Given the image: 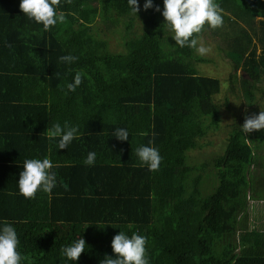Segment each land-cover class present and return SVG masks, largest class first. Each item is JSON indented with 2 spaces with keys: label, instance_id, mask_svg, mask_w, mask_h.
<instances>
[{
  "label": "trees",
  "instance_id": "1",
  "mask_svg": "<svg viewBox=\"0 0 264 264\" xmlns=\"http://www.w3.org/2000/svg\"><path fill=\"white\" fill-rule=\"evenodd\" d=\"M19 2L0 0V220L15 227L21 254L33 264H72L61 246L83 238L76 264H101L115 258L111 240L122 230L147 238L149 264H264V230L246 224L253 150L241 126L211 162L188 161L206 128L222 121L215 96L223 82L197 69L207 60L175 41L163 46L169 33L154 8L140 6L136 15L126 0H62L65 21L44 31ZM215 2L223 24L213 33L227 40L234 65L228 89L235 92L240 69L252 99L264 78V0ZM155 5L162 9V0ZM113 29L125 51L109 49ZM69 54L78 58L73 64L58 60ZM76 71L82 83L67 92ZM64 121L78 127L79 139L56 150L45 130ZM120 127L128 141L112 136ZM149 141L161 156L152 172L135 155ZM89 151L92 166L83 163ZM44 157L57 185L25 199L16 184L23 161ZM258 178L255 201L264 200V175Z\"/></svg>",
  "mask_w": 264,
  "mask_h": 264
},
{
  "label": "clouds",
  "instance_id": "2",
  "mask_svg": "<svg viewBox=\"0 0 264 264\" xmlns=\"http://www.w3.org/2000/svg\"><path fill=\"white\" fill-rule=\"evenodd\" d=\"M126 3L130 13L137 15L140 10L138 0H126ZM61 4L62 0H20L19 9L28 20L48 31L50 27L65 21L64 14L59 10ZM153 8L161 13L163 17L161 27L164 32L166 30L169 33L168 37L171 36L175 41L174 45L191 49L198 57H206L209 54L210 48L203 43L200 34L206 29H218L223 24L222 9L215 0H163L162 9L160 5L154 6V0H144V10ZM77 59L71 54L58 57L61 63L69 65ZM82 78L83 74L76 71L72 81L66 84L67 92H74L81 85ZM240 126L243 134L264 129V110L256 115L246 116ZM45 131L46 138L55 143L56 150L68 148L74 139H79L78 127L68 121H64L63 124L53 123ZM112 136L121 141L129 140V132L123 127L114 129ZM135 155L141 167H146L150 172L159 169L161 156L158 149L152 146V141L137 147ZM95 162L96 152L89 151L83 163L92 166ZM22 166L23 170L16 181L19 195L25 199H32L38 191L51 194L57 185V176L53 171L55 165L48 157L25 159ZM259 181L258 177L252 178L250 190H256ZM146 244L145 236L136 232L128 235L120 230L111 240L115 258L106 256L101 264H149ZM85 245L86 241L78 238L61 246L62 258L66 262L76 264L81 253L86 251ZM0 264H33L30 257L22 255L19 251L17 231L7 220H0Z\"/></svg>",
  "mask_w": 264,
  "mask_h": 264
},
{
  "label": "rangeland",
  "instance_id": "3",
  "mask_svg": "<svg viewBox=\"0 0 264 264\" xmlns=\"http://www.w3.org/2000/svg\"><path fill=\"white\" fill-rule=\"evenodd\" d=\"M138 2L140 6H143L144 0H138ZM135 21L133 29L138 32L141 23L139 19ZM101 36H105V33H102ZM167 37L166 42L162 44L165 47H169L168 44L174 41L171 36H169L168 39ZM106 38L109 42L108 46L111 51H125L119 31H115L114 29L111 30L108 32ZM200 38L203 43L210 48V52L206 57H202L207 61L197 64L199 74L219 78L224 85L221 89V93L215 96V101L219 105L222 118L219 128L213 129L212 126L207 127L205 135L198 139L202 147L189 149L187 151L189 163L194 167L200 166L201 168L204 163L211 162L214 153L220 154L223 151L234 124L242 125L246 116H253L258 114L261 110H264V78L262 82L259 83L256 90L251 93L252 99H249L248 87L243 84L240 74H238H242V71L239 69L236 72V79L234 82L235 92H232L228 89V81L230 76L234 74V65L227 54V40L223 38L221 34H214L212 29L204 30ZM243 135L245 141L253 150L252 160L245 165L247 178L245 190L249 193V201L255 202V206L248 207L246 224L255 227L257 230H264V200H258L256 202L254 197L255 192H251L250 190L252 186L251 176L257 175L258 177L259 174L264 175V129L254 130L251 133H245ZM200 168L198 170H200ZM205 173H208V171ZM210 180L213 181V179ZM173 203L174 202H172V204Z\"/></svg>",
  "mask_w": 264,
  "mask_h": 264
},
{
  "label": "crops",
  "instance_id": "4",
  "mask_svg": "<svg viewBox=\"0 0 264 264\" xmlns=\"http://www.w3.org/2000/svg\"><path fill=\"white\" fill-rule=\"evenodd\" d=\"M260 201H263V200H260ZM256 202H257V201H256ZM254 203H255V202H251V203H250V207H251V206H255Z\"/></svg>",
  "mask_w": 264,
  "mask_h": 264
}]
</instances>
